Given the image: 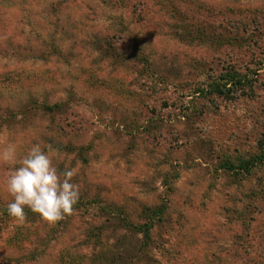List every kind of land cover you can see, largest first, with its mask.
<instances>
[{
  "label": "rangeland",
  "instance_id": "obj_1",
  "mask_svg": "<svg viewBox=\"0 0 264 264\" xmlns=\"http://www.w3.org/2000/svg\"><path fill=\"white\" fill-rule=\"evenodd\" d=\"M263 140L264 0H0V149L80 190L17 220L0 163V264H264Z\"/></svg>",
  "mask_w": 264,
  "mask_h": 264
},
{
  "label": "clouds",
  "instance_id": "obj_2",
  "mask_svg": "<svg viewBox=\"0 0 264 264\" xmlns=\"http://www.w3.org/2000/svg\"><path fill=\"white\" fill-rule=\"evenodd\" d=\"M47 148L46 151L36 143L23 156H19L15 143L0 149V163L11 167L4 185L13 198L7 213L17 220L25 219L27 208L56 223L71 214L79 200V185L72 182L76 169L66 167L59 171L54 159L62 154L51 145Z\"/></svg>",
  "mask_w": 264,
  "mask_h": 264
},
{
  "label": "trees",
  "instance_id": "obj_3",
  "mask_svg": "<svg viewBox=\"0 0 264 264\" xmlns=\"http://www.w3.org/2000/svg\"><path fill=\"white\" fill-rule=\"evenodd\" d=\"M226 77L223 79L224 80V84L222 85H217L214 90L215 92L218 91V93L225 94L226 92H229L230 89L228 88V85H234V87L238 86V85H243L244 81L239 77L238 73L239 71H237L235 68H229L226 70ZM209 85H205V87H202L201 89H206ZM264 160V140L261 141L260 143V150H259V154L258 156L254 157L253 159H250L249 161H243L241 162V165L239 167V171H242L244 173H249L251 171V169L258 163L262 162ZM226 168H229V170H234V165H226ZM157 217V213L154 214L152 216V221L155 220ZM150 225H145L143 228V241H144V245H148L149 244V239L151 237V230L153 227V224Z\"/></svg>",
  "mask_w": 264,
  "mask_h": 264
}]
</instances>
